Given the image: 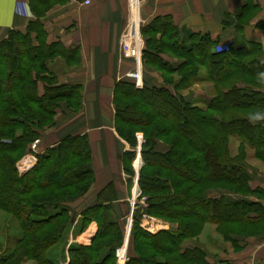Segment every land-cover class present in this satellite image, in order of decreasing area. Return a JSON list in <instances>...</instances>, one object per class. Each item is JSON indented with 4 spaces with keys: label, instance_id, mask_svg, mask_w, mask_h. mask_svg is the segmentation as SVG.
<instances>
[{
    "label": "trees",
    "instance_id": "obj_1",
    "mask_svg": "<svg viewBox=\"0 0 264 264\" xmlns=\"http://www.w3.org/2000/svg\"><path fill=\"white\" fill-rule=\"evenodd\" d=\"M248 1L225 26L236 25L242 32L243 24L258 13V6ZM146 33L151 37L148 41ZM141 34L143 63L177 74L181 80L173 86L143 89L122 82L113 100L117 133L135 149L124 156L130 181L136 174L137 136L142 133L144 138L139 200L145 201L134 209L126 264H211L205 251L185 246L206 228L238 252L246 239L264 236V192L251 188L248 163L249 148L264 161V92L252 82L264 79V51L259 44L245 42L217 53L209 35L182 30L181 39L164 19L142 28ZM43 35L35 25L26 34L12 33L0 43V212L14 217L22 233L19 248L0 264H21L24 259L49 264L48 251L66 237L75 220L68 205L86 195L96 180L95 150L82 133L37 154L39 161L28 174L18 171L20 160L46 131L55 128L64 108L84 116L82 88L61 84V75L51 70L59 65L70 73L80 65L78 52L61 44L48 45ZM152 46L156 51L149 49ZM162 55L183 62L173 66ZM202 82L214 84L212 99L187 103L184 93ZM40 83L45 86L41 95ZM183 84L185 88H180ZM232 137L239 141L236 157L230 153ZM158 140H168L171 150L158 152ZM115 187L108 184L99 203L84 213L83 230L96 222L98 232L91 245L70 248V264H118L117 250L124 245L132 205L128 203V212L123 208L118 214ZM213 187L238 193L220 192V198H212ZM145 217L177 227L154 234L142 227Z\"/></svg>",
    "mask_w": 264,
    "mask_h": 264
},
{
    "label": "crops",
    "instance_id": "obj_2",
    "mask_svg": "<svg viewBox=\"0 0 264 264\" xmlns=\"http://www.w3.org/2000/svg\"><path fill=\"white\" fill-rule=\"evenodd\" d=\"M248 2V0H132L133 39L127 44V54L132 53L130 44L136 42L133 33L138 37L140 16L143 29H147L158 19H164L171 22L180 33L181 39L182 30H188L195 34L209 35L216 46H232L234 43L240 46L249 42L261 45L264 51V0H253L252 3L258 6V13L243 24L242 32H238L236 25L225 26L228 18H235ZM130 17L131 0H0V43L7 40L12 33L26 34L31 26L37 25L40 33L44 34L42 38L44 43L61 44L67 50L79 54L80 65L74 67L70 73L65 74L66 69L59 65L53 66L51 70L61 75L59 77L61 84L82 88L85 99L84 116L80 118L79 115L64 108L63 114L56 119L55 128L48 130L41 139L40 146L48 137H52L53 141L47 147L53 148L69 135L82 133L88 135L94 147L96 172L94 185L86 195L68 205L75 214V220L66 236L70 234L72 238L74 233L78 232V237L72 240L74 244L82 246L91 245L98 232V226L96 222H92L83 233L78 227L83 225L84 213L99 203V196L108 184L116 185L118 214H121L123 208H128L127 204L133 197L136 184L137 173L130 181L124 163V156L135 149L119 137L113 105L119 84L128 82L125 77L132 71L128 61L121 57L120 50L122 35ZM33 37L38 44L37 33H33ZM144 37L146 41L151 38L149 33ZM161 38V35H157L158 40ZM162 58L176 61V65L183 62L171 55H162ZM261 62H264V56ZM148 66L150 65H146L145 69V75L149 76L145 81L146 87L153 88L154 83L160 85L163 79ZM39 88L41 95L44 93V84L40 83ZM183 98L187 103L199 101L207 103L212 99V95L208 88L197 84L185 92ZM198 105L205 106L202 103ZM156 144V150L160 153L166 154L171 150L170 145L161 140ZM237 146L238 139L232 137L231 150L236 151ZM138 148L139 141L137 157ZM254 162L264 164L262 159L256 157L255 151L249 148L248 163L252 165L249 167L253 176L250 186L253 190L264 192V172L262 167H255L252 164ZM211 197L220 198L221 194L214 193ZM262 203L264 205V201ZM13 218L10 220L13 221L15 219ZM154 221L160 222L159 225L164 223L155 219L148 220L147 223L155 225L152 226L151 232L158 233L169 229L167 226H159ZM2 223L0 213V243L4 234L7 237L6 245L0 244V261L14 251L9 250L8 242L16 237L10 236L11 227L7 226L5 230ZM18 241L19 238H16V242ZM73 242L69 241V245ZM69 245L66 250H61L60 242L49 250L47 253L49 264H70L72 246ZM218 246L220 250L214 259L209 260L211 264H264V236L246 239L241 243L242 249L239 252L230 249L224 242H219ZM206 253L211 255L208 251ZM21 264L37 263L24 259Z\"/></svg>",
    "mask_w": 264,
    "mask_h": 264
},
{
    "label": "rangeland",
    "instance_id": "obj_3",
    "mask_svg": "<svg viewBox=\"0 0 264 264\" xmlns=\"http://www.w3.org/2000/svg\"><path fill=\"white\" fill-rule=\"evenodd\" d=\"M141 24H142V21H141ZM141 31V30H140ZM138 34V33H137ZM172 34H175V33H172ZM133 36H134V40L136 41V42H134V43H131L130 44V48H131V50H132V54L131 55H133V53H135V52H137V54L139 55V48L142 46H140V40H139V34H138V37L137 36H135V33H133ZM140 37H141V42L143 41V38H142V34L140 35ZM175 41V40H174ZM166 42V41H165ZM143 48H142V64H143V67H144V72H145V69H146V65L143 63V50H144V45L142 46ZM217 47V49H215V50H218V48H222V47H225V46H220V45H218V46H216ZM149 49H151L152 51H154L155 50V47L154 46H152V47H149ZM120 50H121V46H120ZM156 51V50H155ZM157 52H160V51H157ZM163 53H166V51H163ZM168 54V53H167ZM128 55H130V53H128ZM128 55L126 56V55H124L123 53H122V50H121V57L124 59V60H126V61H128V63L130 64V66H131V72H134L135 70H136V66H137V63H136V58L134 57V56H129L128 57ZM165 60V59H164ZM57 61V63H60V64H63V61H58V59L56 60ZM166 62H170V64H172L173 66H176V64H177V62L176 61H169V60H165ZM56 63V62H55ZM146 64H148V61H146ZM148 67H152V69H154L158 74H160V75H163L164 76V78L165 79H163V81H162V83L160 84V86H162V85H166V86H171L173 83L174 84H176V83H178L181 79H180V77H179V75H177V74H174V75H170V74H165L164 72H162V71H160L157 67H154V66H148ZM74 67H72V69H73ZM130 73V72H129ZM148 75L146 74L145 76H144V79L146 80V79H148ZM162 77V76H161ZM252 82H254V83H256V84H258L261 88H259V89H262V90H264V79H259V80H252ZM155 85L156 84H158V83H154ZM201 86L203 85V86H205L206 88H208L209 90H210V92L212 91L213 92V88H214V84L213 83H211V82H202V83H199ZM159 85V84H158ZM173 86V85H172ZM180 88H185V85L183 84V85H181L180 86ZM62 115V114H61ZM238 116H240V114H238ZM233 127V126H232ZM46 133H48V131H46L45 132V134ZM45 134H44V136H45ZM139 135H142V133L141 134H138V136ZM50 138V139H49ZM138 138V137H137ZM52 141H53V138L52 137H48V138H46V140H44L43 141V144L41 145V146H39V148H38V150H37V152H41L42 154L43 153H45V152H47V150H48V147L47 146H49L51 143H52ZM165 142H168V140H166ZM33 145V144H32ZM30 150H32V146L30 147ZM33 151V150H32ZM239 152H240V150H239V146H237V150L236 151H232L231 150V145H230V153H231V155L233 156V157H236V156H238L239 155ZM28 154H30V153H28ZM20 162H21V160H20ZM19 162V163H20ZM237 163V162H236ZM255 167H257V168H260V167H262V170H263V172H264V164H262V162H254V163H252ZM251 164H249V166H250ZM252 166V165H251ZM209 191L210 192H212V194H214V193H220V192H225L226 194H230V195H233L234 193H238V191H234V190H232V189H227V188H223V187H213V188H210L209 189ZM131 200H133V197H132V199ZM141 201V200H140ZM144 201V200H143ZM142 201V202H143ZM124 210H126V209H124ZM126 212H128V210H126ZM1 213V212H0ZM132 213H131V211H130V214H128V218H127V225H126V231H125V239L128 237V233H129V231H127L128 230V227H129V221H130V219H131V215ZM1 216H2V226L4 227V229L6 230L7 229V226H10L11 227V230H10V236H16L15 238L13 237V238H11L10 240H9V242H8V246H9V250H11V251H13L14 249H18L19 248V246H18V242H16V238H19V239H21L22 238V233H21V231H20V227H19V224H18V221L16 220V219H14L12 216H9V215H7V214H4V213H1ZM11 218H13L14 220L12 221V220H10ZM152 219H155V220H158V219H156V218H152ZM148 220H150V219H148ZM159 221H161V220H159ZM151 222V221H150ZM155 223H157L158 225L160 224V222L158 223V221H154ZM162 222H164L163 224L161 223V225H163V226H167L169 229H167V230H170V228L172 227V226H174V227H177V225H172L171 223H167V222H165V221H162ZM161 225H159V226H161ZM172 225V226H171ZM152 226H155V225H153V224H151V223H147L146 225L145 224H142V227L145 229V230H147L148 232H151L150 230H151V228H152ZM78 230H81V232L83 233V225H81V226H79L78 227ZM151 233H153V232H151ZM239 233V231L238 230H236L235 231V235H237ZM155 234V233H154ZM78 232L77 233H74V236L72 237L74 240L76 239V237H78ZM4 236V238L1 240V245L3 244V245H6V240H7V237H6V235L4 234L3 235ZM72 238H71V235L69 234L68 236H66V237H64V239L61 241V250H66L67 249V247H68V245H69V241H71V242H73V240H72ZM88 238H91V237H88ZM126 242H127V240H125V242H124V245L126 244ZM219 242H224L227 246H229V248L231 249V246H230V244L228 243V242H225L224 241V239L220 236V235H218V234H216L215 232H214V230L212 231V229L211 228H206L205 230H204V232L198 237V239L197 240H188V241H186V243H185V246H197L198 248H200L201 250H203V251H208V252H210L211 253V255H208L209 256V260L211 261L212 259H214L213 257H215L217 254H218V252H219V250H220V248H219V246H218V243ZM73 244H74V242H73ZM72 243L69 245V246H72V249H74V248H76L77 246H79V244H74L73 245ZM123 245V246H124ZM129 245H130V243H129ZM129 245H128V259H129ZM123 248V247H122ZM122 248H120V249H122Z\"/></svg>",
    "mask_w": 264,
    "mask_h": 264
},
{
    "label": "built area",
    "instance_id": "obj_4",
    "mask_svg": "<svg viewBox=\"0 0 264 264\" xmlns=\"http://www.w3.org/2000/svg\"><path fill=\"white\" fill-rule=\"evenodd\" d=\"M139 24H140V28H141V16H140ZM131 31H132V0H131V17L129 19V22H128L126 29L124 30V33H123L122 39H121V43H120L122 53L126 56L128 55L127 54V48H128L127 44L131 39H133ZM140 35H141V31H139V40H140V46L141 45L143 46V41L141 42ZM142 46L139 48V55L137 54V52L133 53V55H131L132 53H130L131 56H134L136 58L137 66H136V70L134 72H130L127 74V77L129 79L136 81V84L139 88H142L144 86V83H143V65H142V57H141L142 56L141 51L143 48ZM217 51L218 52H228V51H230V47L225 46L222 48H218ZM130 55H128V57ZM138 141H139L140 145L144 142L143 135L138 136ZM39 144H40L39 141L35 142L32 145L33 151L30 154L26 155L21 160V162L18 164V171L22 176L28 174L37 165V163L39 161L38 156H37V154H38L37 150L39 148ZM139 152H140V149H139ZM142 164L143 163L141 161V158L139 157L135 161V168H136L137 172H139L140 169L142 168ZM139 198H140V190L138 188V185H136V187L134 188V198L131 202L133 210L135 209L136 205L138 204ZM143 200L145 201V199H143ZM144 201L142 203H144ZM145 218L147 219V217H145ZM117 258H118L119 264H126L127 263V261L129 260L128 259V246H127V244H125L122 249L117 250Z\"/></svg>",
    "mask_w": 264,
    "mask_h": 264
},
{
    "label": "water",
    "instance_id": "obj_5",
    "mask_svg": "<svg viewBox=\"0 0 264 264\" xmlns=\"http://www.w3.org/2000/svg\"><path fill=\"white\" fill-rule=\"evenodd\" d=\"M130 233H131V229H130V232H129V235H128V239H127V241H129V238H130Z\"/></svg>",
    "mask_w": 264,
    "mask_h": 264
}]
</instances>
